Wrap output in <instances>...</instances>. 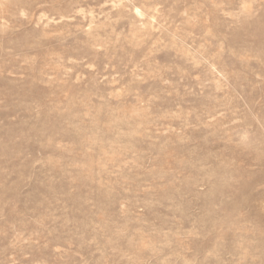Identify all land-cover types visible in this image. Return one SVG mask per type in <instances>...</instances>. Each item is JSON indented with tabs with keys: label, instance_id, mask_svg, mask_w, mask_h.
<instances>
[{
	"label": "rangeland",
	"instance_id": "374dc122",
	"mask_svg": "<svg viewBox=\"0 0 264 264\" xmlns=\"http://www.w3.org/2000/svg\"><path fill=\"white\" fill-rule=\"evenodd\" d=\"M0 264H264V0H0Z\"/></svg>",
	"mask_w": 264,
	"mask_h": 264
}]
</instances>
